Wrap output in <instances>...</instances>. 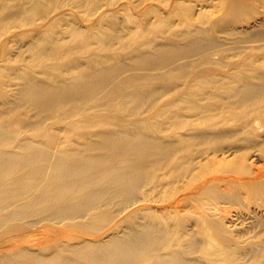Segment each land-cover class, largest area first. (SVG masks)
<instances>
[{
  "label": "bare ground",
  "instance_id": "6f19581e",
  "mask_svg": "<svg viewBox=\"0 0 264 264\" xmlns=\"http://www.w3.org/2000/svg\"><path fill=\"white\" fill-rule=\"evenodd\" d=\"M121 1L0 0V264H264V0Z\"/></svg>",
  "mask_w": 264,
  "mask_h": 264
},
{
  "label": "rangeland",
  "instance_id": "374dc122",
  "mask_svg": "<svg viewBox=\"0 0 264 264\" xmlns=\"http://www.w3.org/2000/svg\"><path fill=\"white\" fill-rule=\"evenodd\" d=\"M126 1V0H125ZM135 2H137V0H134ZM123 0L120 2L121 3V5H116V8L114 7V9H117L118 10V12H119V14H124L125 12H124V10L123 9H120V7L123 5V4H125V2H123ZM171 3L173 2L172 0L170 1ZM119 3V4H120ZM147 2L145 1V4H142L140 7H139V9H137L136 10V8L134 9V6H132L133 7V9H134V12H139V11H142L141 9H144V7H146V6H148V5H150V4H146ZM158 4V3H157ZM161 8H163V7H165L163 4H158ZM263 5V4H262ZM262 5H260L259 6V4H257V6H259L258 8H257V10H263V8H264V6H262ZM11 6H17V3H11ZM33 6V4H31L30 5V8ZM262 6V7H261ZM165 9H166V7H165ZM75 12H76V10H75ZM220 12H218L217 14V17H220V15H221V13L219 14ZM255 14V15H254ZM253 15L254 16H256L257 15V12L256 11H247L244 15H243V20L242 21H240V23H242V24H235V25H233V27H235L234 29L235 30H237L238 29V31H235V32H233L234 30L232 29L233 27H229L228 29H229V31L227 30V32H231V33H234V36H230L229 38H230V41H232L233 43H234V41H235V43H234V45L233 46H235L234 48L236 49V51L237 50H243L244 48H245V50L247 49V51H249V48L247 47V46H250L251 45V43L250 42H252V44L255 42V43H257V41H258V43L260 42H263L264 40V38L263 39H261L262 37H264V25H263V22H261V23H259L256 27L254 26V27H252V28H244L243 30H242V28H241V26L244 24L245 26L247 25V23H245V22H252V24L251 25H253V22H254V17H253ZM81 16H83V14H81ZM121 16V15H120ZM141 17H143L142 16V13H141ZM95 18H96V16H95ZM95 18H93V19H91V20H94ZM80 20H81V22H80V24L82 25H88L89 23H90V20H85V19H83L82 17L81 18H79ZM51 21V19H49V20H47V21H45V25L48 23V22H50ZM83 21V22H82ZM118 25H120L121 26V30H123L124 28H125V26H128V25H122V24H118ZM239 29H240V31H241V33L242 34H239L240 33V31H239ZM246 29V30H245ZM19 30H21L20 28H14V29H12L11 31H13V33H16V31H18V32H20ZM233 30V31H232ZM246 32V38L244 37V35H243V33H245ZM236 32H238V33H236ZM17 34V33H16ZM236 34H238V36L236 35ZM253 34V35H252ZM219 36H221V37H224L225 35H224V33L222 34V33H219L218 34ZM256 35V36H255ZM263 35V36H262ZM252 37V36H255V37H253V38H250V37ZM262 36V37H261ZM238 38V39H237ZM241 38L242 39H244V41L243 40H241ZM235 39V40H234ZM249 39H253V40H249ZM257 39V40H256ZM259 39V40H258ZM240 40V41H239ZM16 41H19L18 40V38H16ZM240 42V43H239ZM241 42H243L242 44H241ZM250 43L249 45H248V43ZM13 44V46H14V48L16 49L17 48V45L16 44H14V43H12ZM245 44H247V46L245 45ZM245 46V47H244ZM240 47V48H239ZM239 48V49H238ZM15 58L17 57V56H14ZM169 97H170V99H171V95H169ZM154 205H157V206H159V207H161L162 206V203H160V202H155V203H153ZM255 204L254 203H249L248 204V206H247V209L249 208V207H251L252 208V210L253 209H255V206H254ZM254 206V207H253ZM236 208H233L232 210H235ZM260 220H262V223L264 222V215H261V214H257V215H253V217L252 218H250V219H247V225H249L250 227H252V228H255L254 230H256V231H259L260 230V228L262 227L261 225H264V223L262 224L261 223V221ZM261 223V224H260ZM256 224H258L257 226H256ZM254 226V227H253ZM264 227V226H263ZM47 228V226H45L44 224H39V225H37L35 228H33V234H35L36 233V236H35V238H38V239H40L42 236L40 235V234H38V233H40V232H45V233H47V231L45 230ZM35 231V232H34ZM75 232V231H74Z\"/></svg>",
  "mask_w": 264,
  "mask_h": 264
}]
</instances>
